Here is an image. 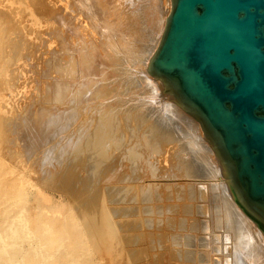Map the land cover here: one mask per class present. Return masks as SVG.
Masks as SVG:
<instances>
[{
	"label": "rangeland",
	"instance_id": "1",
	"mask_svg": "<svg viewBox=\"0 0 264 264\" xmlns=\"http://www.w3.org/2000/svg\"><path fill=\"white\" fill-rule=\"evenodd\" d=\"M80 1L81 3H79V0H0V59H1L0 60V92H1L0 118L4 119V117L6 116L5 118L6 120L4 119L5 127H3L5 129L2 130L3 131L5 130L6 132L9 131L6 134H4L5 132L4 133L2 132L5 135L4 136L2 134L3 135L2 139L4 141L6 140L13 141L10 142L11 144L13 143V145H7L8 146L7 149L10 148L9 146L15 148V149L14 148L8 149L7 151L5 150V152L9 153V151L13 152V150H15L17 153L20 152L21 157H20V153L17 154L18 156L15 154L14 155L16 156V158L20 157L21 159L24 158V160L27 159L25 162H27L28 164L22 161L25 164L24 168H26V164L27 166H30L33 163V165L35 166L39 162L37 166L38 167L40 166L41 169L38 168L40 169V171L37 172H40L42 175V178L40 180L42 183L47 182L46 181L47 176H45V173H43V171L47 172L49 170L48 168L51 165L50 164L51 160L52 162L56 161L60 163L59 164V169L61 170L60 173H63L60 174L61 177L62 175L67 174V172H69L68 170L72 169L71 166H73L78 178L80 179V177L83 176L81 177V179L82 181H84L83 179L87 180L89 178L87 176L88 175L90 176V171L87 172L88 168L87 167L84 168V166L83 167L77 166V168L78 167L80 168L75 169L76 168L75 163L77 162L79 163V161L80 163L81 162L85 163L87 160L86 158L89 157L87 160V164L89 163L88 164L89 167L92 168V166L97 165L96 160L97 159L100 160L101 156H102L101 162L104 161L103 163L105 164L106 162H109V160H113V158L115 159L113 161H117L116 159H118L117 164L115 163V165H113L112 167L108 166V168H106L107 172H109L110 175H114V177L116 176L117 177L116 178L109 177L111 180L107 178H103L101 183L99 182L97 183V185H95L96 186L95 189H98L99 192H101L106 190L105 189L106 187L109 188L114 186L122 189L123 191L124 190L127 191L128 189L127 192L130 195H128L127 197L126 196L123 197V200H121L122 202L119 201L120 199H116L118 202H116L115 200L116 203L114 202V204H116L117 207H120L116 209L115 213L116 212L117 213L115 214V216H113L114 212L112 211V209H109L112 206L111 201L108 199L109 196L105 195L103 197L104 200L106 199L105 201L102 199V201L105 202V203L102 202L104 203L103 205L105 207L99 201L100 207L103 206L102 208L106 209L104 211L108 212V213L102 212L101 214L105 213L103 214V216L105 215V217L106 215L108 217V215L110 214L109 217L111 216L110 217L112 219L111 221L113 223L115 222L114 226H116V228L114 230L113 229L114 226L112 227L109 224L110 227L112 228L110 232L111 235L108 234V232H106L105 234L101 235L102 237L99 236L101 237L102 242L105 241L106 239L108 243H106L105 241L106 244L104 243L101 246L100 251L99 248L97 251L95 250V253L92 252L93 255L91 257V262H92L91 264H160V263L161 264H194V263L225 264L224 262L225 257H223V253L220 251L221 249L220 247L222 245L220 241L221 237L216 236L215 232L218 233V231L213 229L214 226H211V225L216 226V222L214 223V218L211 215L213 213L212 211L214 210L212 208L213 207L212 201L214 197L211 195L210 184L212 183L213 185H216V183L218 184V181L216 182L207 181L206 178L205 181L202 180L203 179L202 174H204L203 172L207 168L204 161L201 160L202 162L200 163L198 159L199 148H197L198 151L196 150L195 147H192L191 145L190 147H192V149L189 148V143H187L188 137L186 138L187 132L186 131L183 132L182 128H180L181 126H179L180 124L178 125L179 126L178 129L177 128L178 126L174 125L175 123H173L177 120V118L175 120V117L173 118V116H171L170 118L171 120L169 119L167 120V118H165L167 121L165 119L164 120L161 119L162 117H166L168 113L166 111H162L163 107L161 106V104L163 105L162 102L164 101L158 98V95H156L155 92L149 93V91H147L148 88L147 89L145 88L146 82H144L143 77H145V74L143 72H146L147 67L146 65L143 64H145V62L147 61L146 60L147 51L145 52L143 51L146 47H148V44L150 43V41L145 40L147 39V35H145L146 37L144 36V38L141 37V35H139L137 31H133L132 27L126 22L127 14L131 11L127 0H114V1L113 0H80ZM99 2L100 5L104 4V7L102 9L98 8ZM82 3H84L83 4L84 6L82 5ZM88 10H90V12ZM91 12L94 13L95 15V16L93 15L94 17H92V14H90ZM96 12H98L97 13L98 15L96 14ZM96 17H98L97 20H95ZM118 25L122 26V28L121 27L119 28ZM101 30L103 31V33ZM106 35L107 36L109 35L110 37L109 36L107 37ZM122 35L123 37H121ZM105 37L108 39H106ZM107 44L110 45V49L108 48L109 46ZM118 46L120 48H118ZM111 48L112 49L114 48L113 49L114 51H112ZM113 52H115L116 54ZM104 63L106 65L107 63L109 64L106 66L107 67L106 69H104L105 67ZM107 74L109 77L107 76ZM83 83L85 85L87 84L86 87L85 85H83ZM61 84L64 85V87ZM107 84L110 85L107 86ZM72 86L74 88H72ZM109 88L111 89L109 90ZM165 90L167 94L165 93L163 94V96L166 99H169L171 103H175L176 106L180 107L181 110L183 111L182 113H185V115L190 117V119L195 120L187 111H185L181 106H179L175 98L170 93L167 92L166 88ZM60 91L62 92V96L58 95V100H59L58 101L56 97ZM110 91H112L113 94ZM52 92H53V96H52ZM146 92L149 95H147ZM67 93H69L70 96ZM101 93L102 94L105 93L104 94L105 96L102 95ZM54 95H56V97ZM63 97L65 98L63 99ZM157 100L159 101L157 102ZM63 102L66 105L65 104L63 105L62 104ZM74 103H76L75 106ZM14 106L16 107V110ZM101 108L104 110H102ZM23 109H26L28 111L25 110L23 111ZM81 109L83 112L81 111ZM84 109L85 111L86 110L88 111L85 112ZM61 110H64L63 111L64 113H62ZM67 111H68V115L71 118L67 115ZM19 112L20 113L22 112L21 117L23 119L19 117L20 116ZM32 112L34 113V116ZM99 112L100 113L102 112V114H100ZM35 113L36 115L38 114V116L33 121V117H35ZM72 114L74 116H72ZM97 115L100 117L97 118ZM28 116L29 119L31 118L30 120H28ZM42 116L43 117L49 116V118L51 117L50 119H53L55 117L53 120H55L54 122H56L53 126H52L53 123L50 124L51 127H49L50 129H48L49 131L45 132L44 134L40 132L42 127L39 125L40 122L38 121L39 117L40 119L43 118ZM9 117H11L12 119H10ZM24 117L26 120L24 119ZM56 118L57 119L59 118L58 119L59 122H57ZM84 119L87 120L84 121ZM103 119L109 122L110 121L114 122L115 126H113L111 130L110 129L108 130L107 128L108 125H106L107 123H105V120ZM138 120L140 121L137 122ZM133 121H135L134 123L135 125L133 124ZM23 122L31 123V124L29 123L30 127L26 129V132H25V128H22V126L27 128L29 124L26 123L25 124L26 126H24L22 125ZM95 123L97 125H95ZM19 125L23 130L19 128L20 127ZM94 125L97 127H95ZM131 126H133L134 128ZM173 126L174 128H176L175 131ZM31 127H33L32 129L34 131L35 129L38 128L36 130L37 133H35L36 131L34 132L31 129ZM86 127L87 129H85ZM129 128L131 131L129 130ZM199 128L201 129L200 125ZM15 129L18 130L14 131ZM83 129L85 130L86 134L84 133V131H82ZM133 129H136L137 131H134ZM21 130L22 132L20 133ZM29 130H31V132L33 131L32 133L35 138L37 137L36 139L31 135L32 133L29 132ZM46 130L47 128L45 129V131ZM51 130L52 132L50 133ZM105 130H107L109 135L108 133L105 132ZM27 131L31 134L29 135ZM53 131L57 133L55 134V132ZM109 131H113L114 133L112 132L111 134ZM79 132L82 134H80ZM10 133L12 135L14 134L13 137L16 138L15 140L12 139L13 137L10 139V137L12 136L11 135L9 137ZM127 133L129 135H127ZM47 134L48 136L52 135L51 138L47 137ZM45 135L47 138H45ZM81 135L83 136L81 137ZM101 135H103V137ZM201 135H203V137L205 138L204 141L207 144L211 145L207 140L203 130L201 132ZM17 136H19L18 139ZM32 137L36 141L32 139ZM28 138H30L29 141H27ZM31 140H33L34 143H32ZM102 143L105 145H103ZM2 144L3 146L6 145L7 141L5 143L3 142ZM2 144H0V146ZM26 144L29 147L26 146ZM144 144L146 145L144 146ZM16 145L19 147L17 148ZM81 145H83V147ZM91 145L94 147H91ZM4 147L6 148V146ZM4 147L1 146L0 149ZM87 147L93 149L92 154L90 153L91 155L88 153L91 152V149H88ZM127 149L129 150L132 149L136 153L137 159L135 158V161L134 159L131 158L130 160L128 159L129 156H127V152H126ZM2 151L3 149L1 150V153L5 154V152ZM29 151H31V153ZM100 151H102L101 153L103 152L106 153L105 156L107 157L104 158L105 157L103 156L104 154L101 155ZM65 153L66 155H64ZM88 154L90 156H88ZM139 154L140 157H138ZM12 155L13 154H11V156ZM24 156L26 157V159ZM77 156L78 157L83 156V157L82 159L81 157H79L80 159L78 161ZM93 157L97 159L95 160L93 159ZM103 158L109 160L106 161ZM140 159H142L141 162ZM99 160H97L98 166L101 164ZM37 166H35L36 169ZM113 168L114 170H112ZM99 169L101 170L100 167ZM222 170L224 172L223 167ZM125 176L126 178H131V179H124ZM31 182H32L31 185L29 183L27 185V188L31 192H35L37 195L42 197L41 200L42 202H44L46 206H55L61 203H65L67 200L69 201V199L70 201L76 200L77 195L75 196L74 194L68 193L67 191H69V189H67V191L63 193L64 190L62 191L60 188L58 190L57 187H55L56 190L54 189L52 190V186L54 184H51L50 186V184H48L49 182L43 184L40 182H39L40 184L34 181ZM48 185L51 189H47ZM79 185L80 184H77L76 186L79 187ZM42 186L44 187L46 186V187L43 188ZM120 186L123 187L121 188ZM207 186H209V189L206 188ZM124 187H128V188L126 189ZM175 190L177 191V193ZM198 191L200 192L198 193ZM71 196L74 199H72ZM109 198L112 200L111 197ZM131 203L133 204L131 205ZM216 203L218 204L217 201ZM127 207L128 209L129 208L130 209L126 210ZM124 209L126 211H124ZM119 211L121 212V214H119ZM199 211H201V213ZM121 215L125 217L123 218L121 217ZM126 215L129 216L126 217ZM116 218H119V220ZM207 223L209 224V227ZM217 223H218L217 225H219V222ZM128 228L130 229V231L128 230ZM205 228H207L208 230H205ZM131 229L134 230L132 231ZM130 235H133V238H129ZM135 235L136 237H138V235L140 236L138 237L139 241L137 239L134 240L136 238L134 237ZM117 236L120 237L119 240H117L118 239ZM212 236L215 237L213 238ZM101 239L99 241H101ZM116 248H118L119 250ZM117 252L119 253V255ZM191 252H192V256H191Z\"/></svg>",
	"mask_w": 264,
	"mask_h": 264
},
{
	"label": "bare ground",
	"instance_id": "2",
	"mask_svg": "<svg viewBox=\"0 0 264 264\" xmlns=\"http://www.w3.org/2000/svg\"><path fill=\"white\" fill-rule=\"evenodd\" d=\"M114 1V0H113ZM112 1V2H113ZM128 1V5L130 6V12L127 14V20L126 22L132 27L133 31H137V33L139 35H141V37L144 38L145 35H147V39L150 41V43L148 44V47H146L144 49L143 52L147 51V55L145 53V55L147 56L146 58V62L143 65H146V72H143L145 74L144 78V82H146L145 88L147 89V91H149V93H156V95H158V98H160L161 100H163L164 102L163 105L161 104V106L163 107L162 111H166L168 112L166 117H162L161 119H165L167 118V120H171V116H173V118L175 117V120L177 118V122H173L175 123L174 125H179L181 126L180 128H182L183 132H187L186 134V138L188 137V142L189 143V148L192 149V147H195L196 150L197 148H199V156L198 159L200 161V163L202 162L201 160L204 161V163L206 164V170H204V174H202L203 179L205 181V178L207 179V181H218V184L216 183V185H213L212 183L210 184V188H211V195L214 197L213 198V213L211 214L212 217L214 218V223L216 222V226L215 225H211L214 226L213 229H215L216 231H218V233L215 232L216 236L221 237V249L220 251L223 253V257L224 258V262L225 264H264V221L260 220L258 217V219L252 215L249 211H245V209L243 208V206H241L240 204V199L238 197V194L235 190V188L233 187L231 180H230V176L228 173V170L225 166H223V164H221V161L219 160L218 156L216 153H214L212 150L213 148L211 147V145L207 144L204 140L205 138L203 137V135H201L202 130L199 128V122H197L196 120H192L190 119V117H188L187 115H185V113H182L183 111L181 110L180 107L176 106L175 103H171L169 101V99H166L163 94L166 93L165 90V84L163 83V81H161L160 79H153L152 77L149 76V72H148V66L151 63L153 57L155 56V53L157 52L161 41L163 39L162 36H164L166 28H167V22H168V18L170 15V12L172 10V0H127ZM79 3H81V1L79 0ZM94 3V2H93ZM84 3H82L83 5ZM90 4V3H89ZM120 4V3H119ZM102 5V6H101ZM99 2L98 8H103L104 4H101ZM113 5V4H112ZM84 6V5H83ZM88 6V5H87ZM106 7V6H105ZM119 7V6H118ZM87 9V8H86ZM90 9V8H89ZM113 9V8H112ZM111 9V10H112ZM118 9V8H117ZM120 9V8H119ZM96 10V9H95ZM99 10V9H98ZM110 10V11H111ZM114 10V9H113ZM58 11V10H56ZM90 12V10H88ZM97 11V10H96ZM119 11V10H118ZM94 12V11H93ZM99 12V11H98ZM96 12V14L98 13ZM110 13V12H108ZM113 13V12H112ZM117 13V12H116ZM121 13V12H120ZM50 14V13H49ZM92 14V17H94V13H90ZM107 14V13H106ZM52 15V14H51ZM94 15V16H93ZM98 15V14H97ZM74 16V15H73ZM87 16V15H86ZM106 16V15H105ZM113 16V15H112ZM61 17V16H60ZM116 17V16H115ZM122 17V15H121ZM52 18V17H51ZM70 18V16H69ZM73 18V17H72ZM98 17L95 18V20H97ZM111 18V17H110ZM49 19V18H48ZM102 19V18H101ZM104 19V17H103ZM102 19V20H103ZM114 19V18H113ZM112 19V20H113ZM118 19V18H117ZM120 19V16H119ZM72 20V19H71ZM89 20V19H88ZM109 20V19H108ZM107 20V21H108ZM70 21V20H69ZM73 21V20H72ZM90 21V20H89ZM102 22V21H101ZM123 22V21H122ZM121 22V23H122ZM71 23V22H70ZM73 24V23H72ZM96 24V22H95ZM120 24V23H117ZM95 26V25H94ZM108 26V25H107ZM112 26V25H111ZM110 26V27H111ZM126 26V25H125ZM115 27V26H114ZM117 27V26H116ZM118 27L122 28V26L118 25ZM98 28V27H97ZM72 29V27H71ZM104 29V28H103ZM131 29V28H130ZM75 30V29H74ZM95 30V29H94ZM106 30V29H105ZM117 30V29H116ZM120 30V29H119ZM102 31V30H101ZM121 31V30H120ZM126 31V30H125ZM73 32V31H72ZM105 32V31H104ZM103 33V31H102ZM114 33V32H113ZM121 33V32H120ZM136 33V32H135ZM146 33V34H145ZM112 34V33H111ZM119 34V33H118ZM107 36V35H106ZM109 36V35H108ZM107 36V37H108ZM119 36V35H117ZM104 37V36H102ZM110 37V36H109ZM123 37V35L121 36ZM126 37V36H125ZM146 37V36H145ZM106 38V37H105ZM138 38V37H137ZM108 39V38H106ZM110 39V38H109ZM113 39V38H112ZM117 39V37H116ZM128 39V38H127ZM125 41V40H123ZM143 41V40H142ZM113 42V41H112ZM117 42V40H116ZM121 42V41H120ZM130 42V41H129ZM146 42V41H145ZM110 43V42H109ZM119 43V42H118ZM116 44V43H115ZM103 45V44H102ZM108 45V44H107ZM106 45V46H107ZM123 45V44H122ZM129 45V44H128ZM105 46V44H104ZM109 49H110V45H108ZM150 46V47H149ZM117 47V46H116ZM144 47V46H143ZM107 48V49H108ZM118 48H120L118 46ZM114 49V48H113ZM112 48L111 50L114 51ZM147 49V50H146ZM119 50V49H118ZM121 50V49H120ZM129 50V49H128ZM138 50V49H137ZM150 50V51H149ZM127 51V50H126ZM108 52V51H107ZM115 53V52H113ZM120 53V52H119ZM124 53V52H123ZM126 53V52H125ZM135 53V52H134ZM116 54V53H115ZM130 54V53H129ZM113 55V54H112ZM111 55V56H112ZM141 55V54H140ZM118 56V55H117ZM116 56V57H117ZM125 56V55H124ZM142 56V55H141ZM115 57V55H114ZM141 59V58H140ZM144 59V58H143ZM1 60V59H0ZM107 60V59H106ZM121 60V59H120ZM124 60V59H123ZM89 61V60H88ZM114 61V60H113ZM137 61V60H136ZM115 62V61H114ZM123 62V61H122ZM141 62V61H140ZM144 62V61H143ZM96 63V62H95ZM103 63V62H102ZM118 63V62H117ZM111 64V63H110ZM93 65V64H92ZM91 65V67H92ZM105 67L104 69H106L107 65H109L107 63V65L104 63ZM111 66V65H110ZM113 66V65H112ZM116 66V65H115ZM142 66V65H141ZM119 67V66H117ZM110 68V67H109ZM108 68V69H109ZM110 71V70H109ZM145 71V70H143ZM118 72V71H117ZM121 72V71H120ZM93 73V72H92ZM103 73V72H102ZM114 74V73H113ZM98 76V75H97ZM108 76V74H107ZM111 76V75H110ZM100 77V76H99ZM109 77V76H108ZM100 81V80H99ZM61 82V81H59ZM58 82V83H59ZM94 82V81H93ZM57 83V84H58ZM63 83V82H61ZM92 83V82H91ZM95 83V82H94ZM79 84V83H78ZM113 84V83H111ZM118 84V83H117ZM116 84V85H117ZM62 85V84H61ZM68 85V84H67ZM83 85H85L83 83ZM82 85V87H83ZM87 85V84H86ZM85 85V87H86ZM89 85V84H88ZM93 85V84H92ZM110 84H107V86ZM54 86V85H53ZM58 86V85H57ZM60 86V85H59ZM64 87V85H62ZM74 86V85H73ZM72 86V88H74ZM97 86V85H95ZM94 86V87H95ZM61 87V86H60ZM66 87V86H65ZM76 87V86H75ZM111 87V86H110ZM114 87V86H113ZM53 88V87H52ZM57 88V87H56ZM68 88V87H67ZM66 88V89H67ZM141 88V87H140ZM3 89V88H2ZM58 89V88H57ZM56 89V90H57ZM65 89V88H62ZM61 89V91H62ZM111 88H109L110 90ZM142 89V88H141ZM5 90V88H4ZM54 90V89H53ZM73 90V89H72ZM101 90V89H100ZM140 90V89H139ZM165 90V91H164ZM55 91V90H54ZM57 92V97L56 95H54L56 97V99L58 100V95L62 96V92ZM78 91V89H77ZM113 91V89H112ZM112 91H110L112 93ZM138 91V90H137ZM164 91V93H163ZM64 92V91H63ZM71 92V91H70ZM74 92V91H73ZM99 92V91H97ZM1 93V92H0ZM7 93V92H6ZM76 93V92H75ZM78 93V92H77ZM103 93V92H102ZM101 93V94H102ZM126 93V92H125ZM142 93V92H141ZM147 93V92H146ZM56 94V93H54ZM66 94V93H65ZM69 95V93H67ZM105 94V93H104ZM102 94V95H104ZM109 94V93H108ZM113 94V93H112ZM121 94V93H119ZM144 94V93H143ZM167 94V93H166ZM86 95V94H85ZM84 95V96H85ZM97 95V94H96ZM146 95V94H145ZM147 95H149L147 93ZM22 96V95H21ZM52 96H53V92H52ZM67 96V95H66ZM70 96V95H69ZM68 96V99H69ZM72 96V95H71ZM100 96V95H99ZM105 96V95H104ZM107 96V95H106ZM163 96V98H162ZM33 97V96H32ZM60 97V96H59ZM82 97V96H81ZM168 97V96H167ZM24 98V97H23ZM39 98V97H38ZM65 97H63L64 99ZM62 99V98H61ZM74 99V98H73ZM6 100V99H5ZM31 100V99H30ZM29 100V101H30ZM66 100V99H65ZM82 100V99H81ZM95 100V99H94ZM120 100V99H119ZM145 100V99H144ZM4 101V100H3ZM25 101V100H24ZM28 101V102H29ZM33 101V100H32ZM59 101V100H58ZM57 101V102H58ZM76 101V100H74ZM114 101V100H113ZM121 101V100H120ZM147 101V100H146ZM150 101V100H149ZM148 101V102H149ZM152 101V100H151ZM156 101V100H155ZM159 100H157L158 102ZM23 102V101H22ZM21 102V103H22ZM37 102V101H36ZM35 102V103H36ZM79 102V101H78ZM19 103V104H21ZM61 103V102H60ZM80 103V102H79ZM88 103V102H87ZM29 104V103H28ZM27 104V106H28ZM42 104V103H41ZM45 104V103H44ZM63 105L65 104L64 102L62 103ZM76 103H74L75 106ZM83 104V103H82ZM89 104V103H88ZM87 104V105H88ZM117 104V103H116ZM148 104V103H147ZM60 105V104H59ZM66 105V104H65ZM84 105V104H83ZM86 105V104H85ZM150 105V104H149ZM25 106V105H24ZM95 106V105H94ZM180 106V105H179ZM3 107V106H2ZM6 107V106H5ZM15 107V106H14ZM31 107V106H30ZM40 107V106H39ZM62 107V106H61ZM81 107V104H80ZM79 107V108H80ZM113 107V106H112ZM149 107V106H148ZM41 108V107H40ZM56 108V107H55ZM60 108V107H59ZM85 108V107H83ZM88 108V107H86ZM106 108V107H105ZM8 109V108H7ZM33 109V108H32ZM102 109V108H101ZM120 109V108H119ZM127 109V108H126ZM132 109V108H131ZM152 109V108H151ZM16 110V107H15ZM28 111L26 109H23V111ZM48 110V109H47ZM66 110V109H65ZM79 110V109H78ZM104 110V109H102ZM145 110V109H144ZM18 111V110H17ZM37 111V110H36ZM42 111V110H41ZM46 111V109H45ZM44 111V112H45ZM51 111V110H49ZM62 113H64V110H61ZM69 111V110H68ZM68 111H67V115H68ZM82 111V109H81ZM85 111V109H84ZM88 111V110H86ZM85 111V112H86ZM106 111V110H105ZM139 111V110H138ZM154 111V110H153ZM160 111V112H162ZM54 112V110H53ZM52 112V113H53ZM77 112V110H76ZM83 112V111H82ZM95 112V111H94ZM20 113V112H19ZM22 113V112H21ZM20 113V116L21 115ZM24 113V112H23ZM39 113V112H38ZM41 113V112H40ZM47 113V112H46ZM56 113V112H55ZM54 113V114H55ZM92 113V112H91ZM100 113V112H99ZM104 113V112H103ZM111 113V112H110ZM2 114V113H1ZM31 114V113H29ZM33 116L34 113L32 112ZM42 114V113H41ZM71 114V113H70ZM102 114V112L100 113ZM108 114V113H107ZM113 114V113H112ZM142 114V113H141ZM160 114V113H159ZM169 114V115H168ZM25 115V114H24ZM23 115V116H24ZM27 115V114H26ZM46 115V114H44ZM65 115V114H64ZM99 115V114H98ZM97 115V118H99L100 116ZM105 115V114H104ZM148 115V114H147ZM152 115V114H151ZM15 116V115H14ZM30 116V115H29ZM28 116V120L29 119ZM32 116V115H31ZM38 116V114L36 115L35 113V117H33V121L35 120V118ZM50 116V115H49ZM48 117H43L40 119L39 117V125L42 127L41 128V133H45L48 132L50 129L49 127L50 124H52V126L56 123L54 122L55 120L50 119ZM52 116V115H51ZM69 116V115H68ZM72 116H74L72 114ZM81 116V115H80ZM8 117V115H7ZM59 117V115H58ZM63 117V116H62ZM70 117V116H69ZM105 117V116H104ZM109 117V116H108ZM113 117V115H112ZM124 117V116H123ZM6 118V116L4 117V119ZM10 119H12L11 117H9ZM17 118V117H15ZM22 118V117H21ZM71 118V117H70ZM102 118V117H101ZM117 118V117H116ZM135 118V116H134ZM133 118V119H134ZM146 118V117H145ZM192 118V117H191ZM0 118V144H2L3 142L5 143L7 141V144L4 145L6 146V148L3 146V144L1 145L3 149V151L5 152V150L7 151L8 149H12L14 147L9 146L10 148L7 149V145H13V143L11 144L9 140V138H6L4 141L2 139V136L8 132H6L5 130L3 131L2 129H5L3 127H5V120ZM23 119V118H22ZM25 119V117H24ZM57 119V118H56ZM59 119V118H58ZM57 119V122H59V120ZM62 119V118H61ZM60 119V120H61ZM106 119V118H105ZM103 119V120H105ZM123 119V118H122ZM120 119V120H122ZM159 119V117H158ZM8 120V119H7ZM17 120V119H16ZM26 120V119H25ZM53 120V121H52ZM64 120V119H63ZM87 120V119H86ZM84 119V121H86ZM96 120V119H95ZM101 120V119H100ZM99 120V122H100ZM112 120V119H110ZM117 120V119H115ZM143 120V119H142ZM157 120V119H156ZM166 120V119H165ZM166 120V121H167ZM174 120V119H173ZM10 121V120H9ZM12 121V120H11ZM18 121V120H17ZM24 121V120H23ZM32 121V120H31ZM30 121V122H31ZM83 121V120H82ZM136 121V120H135ZM135 121H133V124L135 123ZM140 120H138L137 122H139ZM159 121V120H158ZM157 121V122H158ZM162 121V120H161ZM29 122V123H30ZM37 122V121H36ZM35 122V123H36ZM72 122V121H71ZM89 122V121H88ZM95 122V121H94ZM97 122V121H96ZM104 122V121H102ZM127 122V121H125ZM124 122V123H125ZM129 122V120H128ZM136 122V123H137ZM152 122V121H151ZM13 123V122H12ZM28 122H23L22 125L26 126L25 124ZM28 123V124H29ZM32 123V122H31ZM30 123V124H31ZM61 123V122H60ZM59 123V124H60ZM65 123V122H64ZM68 123V122H67ZM86 123V122H85ZM105 123H107L106 125L108 130L112 129L114 125V122L112 121H107L105 120ZM110 123V124H109ZM161 123V122H160ZM169 123V122H167ZM14 124V123H13ZM19 124V122H18ZM30 124L25 128V132L26 129H28V127H30ZM71 124V123H70ZM92 124V122H91ZM132 124V125H133ZM140 124V123H138ZM137 124V125H138ZM165 124V122H164ZM12 125V124H11ZM21 125V124H20ZM19 125V126H20ZM38 125V126H39ZM62 125V124H61ZM60 125V126H61ZM90 125V124H89ZM95 125H97L95 123ZM94 125V126H95ZM99 125V124H98ZM135 125V124H134ZM163 125V124H162ZM7 126V125H6ZM86 126V124H85ZM101 126V125H100ZM111 128H110V127ZM130 126V125H129ZM144 126V125H143ZM142 126V127H143ZM179 126L177 127L179 129ZM12 127V126H11ZM18 127V126H17ZM82 127V126H81ZM91 127V126H90ZM89 127V128H90ZM97 127V126H95ZM121 127V126H120ZM133 127V126H131ZM153 127V126H152ZM10 128V126H9ZM14 128V126H13ZM12 128V129H13ZM20 129L21 126L19 127ZM33 127H31L32 129ZM47 128V130L45 131V129ZM53 128V127H52ZM100 128V127H99ZM106 128V126H105ZM127 128V126H126ZM125 128V129H126ZM134 128V127H133ZM139 128V127H138ZM167 128V127H166ZM174 128V126H173ZM19 129V130H20ZM38 129V128H37ZM35 129V131L37 130ZM44 129V130H43ZM55 129V128H54ZM58 129V128H57ZM79 129V128H78ZM87 129V127L85 128ZM98 129V128H97ZM104 129V127H103ZM176 128H174L175 131ZM18 130V129H17ZM16 129L14 131H17ZM23 130V129H22ZM22 130L20 131V133L22 132ZM33 130V129H32ZM64 130V129H63ZM90 130V129H89ZM130 130V128H129ZM134 131H137L136 129H133ZM181 130V129H180ZM34 131V130H33ZM32 131V132H33ZM34 131V132H35ZM59 131V130H58ZM68 131V130H67ZM82 131L85 130L83 129ZM114 131V129H113ZM113 131H109L111 134ZM121 131V130H120ZM123 131V129H122ZM125 131V130H124ZM127 131V130H126ZM131 131V130H130ZM149 131V130H148ZM4 134H3V133ZM28 132V131H27ZM29 132H31V130H29ZM28 132V133H29ZM31 132V133H32ZM52 132V130L50 131V133ZM55 132V131H53ZM81 132V131H80ZM79 132V133H80ZM106 133L107 130H105ZM104 132V133H105ZM144 132V131H143ZM147 132V131H146ZM151 132V130H150ZM153 132V131H152ZM182 132V131H181ZM182 132V133H183ZM13 133V132H12ZM25 133V134H28ZM29 133V135L31 134ZM37 133V131L35 132ZM57 132H55L56 134ZM64 133V132H63ZM83 133V134H84ZM103 133V134H104ZM105 133V134H106ZM114 133V132H113ZM134 133V132H133ZM138 133V132H137ZM154 133V132H153ZM3 134V135H2ZM24 134V136H25ZM53 134V133H52ZM65 134V133H64ZM67 134V133H66ZM82 134V133H80ZM79 134V135H80ZM86 134V133H85ZM121 134V133H120ZM125 134V133H124ZM136 134V133H135ZM134 134V135H135ZM203 134V133H202ZM9 135V134H8ZM12 134L10 133L9 137ZM14 135V134H13ZM13 135L10 137V139L13 137ZM33 137V133L31 134ZM41 135V134H40ZM109 135V133H108ZM107 135V136H108ZM127 135H129L127 133ZM179 135V134H178ZM185 135V134H184ZM5 136V135H4ZM22 136V135H21ZM52 136V135H51ZM51 136L47 134V137L51 138ZM57 136V135H56ZM63 136V135H62ZM70 136V135H69ZM83 135H81L82 137ZM103 137V135H101ZM106 136V135H105ZM113 136V135H112ZM146 136V135H145ZM151 136V135H149ZM8 137V136H7ZM19 136H17L18 139ZM28 137V136H27ZM32 137V139H34ZM45 135V138H47ZM71 137V136H70ZM79 137V136H78ZM85 137V136H84ZM124 137V135H123ZM135 137V136H134ZM132 137V138H134ZM5 138V137H3ZM37 138V137H36ZM35 138V139H36ZM59 138V137H58ZM107 138V137H105ZM115 138V137H113ZM112 138V139H113ZM180 138V137H179ZM12 139H16V138H12ZM20 139V138H19ZM30 138H28L27 141H29ZM34 139V140H35ZM128 139V137H127ZM3 140V141H2ZM122 140V139H121ZM161 140V139H160ZM19 141V140H18ZM21 141V140H20ZM32 143L33 140H31ZM36 141V140H35ZM56 141V139H55ZM118 141V140H117ZM138 141V140H137ZM2 142V143H1ZM13 142V141H12ZM43 142V141H42ZM41 142V143H42ZM100 142V141H98ZM143 142V141H142ZM10 143V144H9ZM37 143V142H36ZM105 143V142H103ZM102 143V144H103ZM121 143V141H120ZM145 143V142H144ZM149 143V142H148ZM22 144V143H21ZM28 144V142H27ZM26 144V146H28ZM38 144V143H37ZM72 144V143H71ZM88 144V143H87ZM93 144V143H92ZM95 144V143H94ZM113 144V143H112ZM116 144V143H115ZM156 144V143H155ZM50 145V144H48ZM59 145V144H58ZM90 145V144H89ZM105 145V144H103ZM124 145V144H123ZM128 145V143H127ZM143 145V144H141ZM146 144H144L145 146ZM190 145L192 147H190ZM0 146V148H1ZM17 146V145H16ZM20 146V144H19ZM17 146V148L19 147ZM25 146V147H26ZM31 146V145H30ZM36 146V145H35ZM42 146V145H41ZM72 146V145H71ZM83 147V145H81ZM96 146V145H95ZM102 146V145H101ZM113 146V145H112ZM29 147V146H28ZM40 147V146H39ZM91 147H94L91 145ZM105 147V146H104ZM103 147V148H104ZM121 147V146H120ZM134 147V146H133ZM21 148V147H20ZM19 148V149H20ZM23 148V147H22ZM27 148V147H26ZM25 148V149H26ZM88 148V147H87ZM98 148V147H97ZM102 148V149H103ZM140 148V147H139ZM158 148V147H157ZM0 149V264H91V257H92V252L95 253V250L97 251L99 248V251L101 250V246L105 243V241L102 242L101 239V235L105 234L106 232H108V234H110L112 228L110 227V225L113 227L114 223L111 221L112 219L109 217H105V215L103 216V214H101L102 212H107L104 211L106 210L105 208L103 209L102 207L104 206L103 204L105 203L104 201V196L107 195L109 197L112 198V200L108 197V199L111 201L112 206L109 209H112V211L114 212L113 216H115V211L116 209L120 208L117 207L116 204H114L116 199H120L119 201L123 200V197H127L128 195V187H124L127 189L126 190H122L118 187H106L104 191L99 192L98 189H95V185H97V183H101L103 178H107L110 179L112 177H114V175H110L109 172H107L108 166H113L115 165V163L117 164L118 159H116L117 161H113L115 160L113 158V160H109V159H104L107 156H105L106 153H101L102 151H100L101 155L104 154L103 156H105L103 159L109 162L103 163L101 162V158L99 160L101 162V164L98 166V161L93 157V159L96 160V164L92 166V168L89 167V163L87 164V160L89 157H87L86 155V164L83 162L80 163L79 161V157L81 156H77L78 157V161L79 163H75L76 164V168L78 169L80 167L77 168V166H81L84 168H88V171H90V176L88 175L87 177H89L87 180L83 179L84 181H82L81 176L79 175L80 179L78 178V176L76 175V172L74 170V167L71 166L72 169L68 170L69 172H67V174L61 175L63 173H60L61 170L59 169V162H52L51 159V165L48 168L49 170L47 172L43 171V173H45V176H47V182H43V183H48L50 184H54L52 186V190H56L55 187L59 188L63 191V193H65L67 191V189H69V191H67L68 193L74 194L76 197V200L73 201H69L67 200L65 203H61L55 206H46L44 204V202H42L41 198L39 195H37L35 192H31L28 188L27 185L30 183L31 185V181L37 182V183H42L40 180L42 178V175L40 172V166L38 167V163L37 165V169L35 168V166L30 165L27 166V162H25L27 159L25 156L24 158H20L21 157V153L20 152H16L15 150H13V152L9 151V153L5 152V154L1 153ZM15 149V148H14ZM24 149V148H23ZM22 149V150H23ZM46 149V148H45ZM44 149V150H45ZM91 149V148H88ZM99 149V148H98ZM28 150V149H27ZM41 150V149H40ZM48 150V149H47ZM81 150V149H80ZM100 150V149H99ZM2 151V152H3ZM18 151V149H17ZM55 151V150H54ZM82 151V150H81ZM93 149H91V152H88L89 154H92ZM97 151V149H96ZM137 151V150H136ZM198 151V150H197ZM16 152V153H15ZM31 153V151H29ZM36 152V151H35ZM43 152V151H42ZM46 152V151H45ZM86 152V150H85ZM127 156L128 159H137L136 157V153L131 149H127ZM20 153V157H17L15 155ZM33 153V152H32ZM75 153V152H74ZM95 153V152H93ZM98 153V154H100ZM143 153V152H141ZM175 153V152H174ZM11 154H13L11 156ZM15 154V155H14ZM23 154V153H22ZM25 154V152H24ZM28 154V153H27ZM35 154V153H34ZM46 154V153H45ZM44 154V155H45ZM88 154V156H90ZM96 154V155H98ZM124 154V153H123ZM146 154V153H145ZM43 155V156H44ZM66 155V153L64 154ZM75 155V154H74ZM78 155V154H77ZM81 155V154H80ZM83 155V154H82ZM125 155V154H124ZM123 155V156H124ZM18 156V155H17ZM46 156V155H45ZM94 156V155H93ZM112 156V155H111ZM126 156V155H125ZM178 156V155H177ZM60 157V156H59ZM68 157V156H67ZM76 157V156H75ZM83 157V156H82ZM81 157V159H82ZM85 157V156H84ZM100 157V156H99ZM140 157V154L139 156ZM160 157V156H159ZM165 157V156H164ZM16 158V159H15ZM66 158V157H65ZM121 158V157H120ZM119 158V159H120ZM169 158V156H168ZM19 159V161H18ZM32 159V158H31ZM35 159V158H34ZM39 159V158H38ZM42 159V158H41ZM84 159V158H83ZM123 159V158H122ZM127 159V157H126ZM143 159V157H142ZM140 159V162L141 160ZM150 159V158H149ZM197 159V157H196ZM68 160V159H67ZM128 160V161H129ZM27 163L26 164V168H24L25 164L23 163ZM84 161V160H83ZM133 161V162H134ZM144 161V160H143ZM17 162V163H16ZM50 162V161H49ZM99 162V163H100ZM113 162V163H112ZM120 162V160H119ZM127 162V161H126ZM137 162V161H136ZM153 162V161H152ZM48 163V162H47ZM46 163V164H47ZM64 163V161H63ZM130 163V162H129ZM138 163V162H137ZM148 164V163H147ZM40 165V164H39ZM49 165V164H48ZM152 165V164H151ZM44 166V165H43ZM91 166V165H90ZM128 166V165H127ZM160 166V165H159ZM99 167L101 168V170L99 169ZM176 167V166H175ZM203 167V166H202ZM222 167L224 169V172L222 170ZM40 168V169H38ZM115 168V167H114ZM114 168L112 170H114ZM151 168V167H150ZM118 169V168H117ZM129 169V168H128ZM136 169V168H135ZM145 169V168H144ZM161 169V168H160ZM47 170V169H46ZM63 170V169H62ZM74 170V171H72ZM100 170V171H98ZM111 170V171H112ZM174 170V169H173ZM42 171V170H41ZM77 171V170H76ZM83 171V170H82ZM81 171V172H82ZM79 172V171H78ZM85 172V171H84ZM150 172V171H149ZM168 172V171H167ZM40 173V174H39ZM42 173V174H43ZM132 173V172H131ZM156 173V172H155ZM33 174V175H32ZM78 174V173H77ZM84 174V173H83ZM116 174V173H115ZM143 174V172H142ZM159 174V173H158ZM163 174V173H162ZM182 174V173H181ZM184 174V173H183ZM87 175V174H86ZM85 175V176H86ZM125 175V174H124ZM131 175V174H130ZM171 175V174H170ZM201 175V174H200ZM84 176V178H85ZM128 176V175H126ZM125 178L124 179H131V178ZM192 176V175H191ZM44 177V176H43ZM110 177V178H109ZM117 177V176H116ZM114 177V178H116ZM130 177V176H129ZM136 177V176H135ZM154 177V176H153ZM152 177V178H153ZM201 177V176H199ZM122 178V177H121ZM159 178V177H158ZM151 179V178H149ZM154 179V178H153ZM44 180V179H43ZM111 180V179H110ZM122 180V179H120ZM106 181V180H105ZM128 181V180H127ZM206 181V182H207ZM109 182V181H108ZM125 182V180H124ZM213 182V183H215ZM36 183V184H37ZM39 183V184H40ZM42 183V184H43ZM105 183V182H104ZM111 183V182H110ZM114 183V182H113ZM201 183V182H200ZM210 183V182H209ZM35 184V183H33ZM80 184L79 187H77L76 185ZM126 184V183H125ZM229 184V186H228ZM107 185V184H106ZM105 185V186H106ZM62 186V187H61ZM147 186V184H146ZM206 186V185H205ZM204 186V187H205ZM43 188H45L44 186H42ZM79 189H76V188ZM121 187V186H120ZM123 187V186H122ZM121 187V188H122ZM162 187V186H161ZM197 187V185H196ZM203 187V188H204ZM66 188V190H65ZM206 188L209 189V186H207ZM47 189H51L49 187V185L47 186ZM94 189V190H93ZM198 189V187H197ZM132 190V189H130ZM129 190V191H130ZM155 190V189H154ZM93 191V192H92ZM176 191V190H175ZM56 192V191H55ZM60 192V191H59ZM180 192V190H179ZM200 191H198L199 193ZM208 192V191H207ZM58 193V191H57ZM167 193V192H166ZM177 193V191H176ZM66 195V194H65ZM102 195V196H101ZM199 195V194H198ZM67 196V195H66ZM106 196V198H107ZM146 196V195H145ZM150 196V195H149ZM167 196V195H166ZM180 196V195H179ZM69 197V196H68ZM67 197V198H68ZM72 197V196H71ZM80 197V198H79ZM137 197V195H136ZM141 197V196H140ZM207 197V196H206ZM131 198V197H130ZM72 199H74L72 197ZM71 199V200H72ZM102 199L104 201H102ZM133 199V198H132ZM150 199V197H149ZM155 199V198H154ZM108 200V201H109ZM141 200V199H140ZM144 200V199H142ZM100 203H102L103 206L100 207ZM109 201V202H110ZM137 201V200H136ZM146 201V200H145ZM160 201V200H159ZM216 201L218 202V204L216 203ZM108 202V203H109ZM116 202H118L116 200ZM115 202V203H116ZM122 202V201H121ZM119 202V203H121ZM127 202V201H126ZM143 202V201H142ZM220 203V204H219ZM99 204V205H98ZM110 204V203H109ZM133 203H131L132 205ZM148 204V203H146ZM120 205V204H119ZM118 205V206H119ZM126 205V204H125ZM169 205V203H168ZM109 206V205H108ZM148 206V205H147ZM200 206V205H199ZM105 207V206H104ZM123 207V206H122ZM126 207V206H125ZM124 207V208H125ZM132 207V206H131ZM198 208V206H197ZM130 209V208H129ZM128 207L126 210H129ZM142 209V208H141ZM123 210V209H122ZM124 209V211H126ZM133 211V210H132ZM135 211V210H134ZM111 212V211H110ZM131 212V211H129ZM172 212V211H171ZM175 212V211H174ZM201 213V211H199ZM108 213V212H107ZM106 213V214H107ZM112 213V212H111ZM125 213V212H124ZM128 213V212H127ZM126 213V214H127ZM119 214H121V212L119 211ZM133 214V213H132ZM146 214V213H145ZM152 214V213H151ZM137 215V214H136ZM208 215V214H206ZM118 216V215H117ZM129 215H126V217ZM210 216V215H209ZM106 219H105V218ZM121 217H123L121 215ZM125 217V216H124ZM123 217V218H124ZM132 217V215H131ZM130 217V218H131ZM151 217V216H150ZM119 220V218H116ZM122 219V218H120ZM171 219V218H170ZM148 221V220H147ZM168 221V220H167ZM113 224H112V223ZM146 222V221H145ZM219 222V225H217ZM136 223V222H134ZM147 223V222H146ZM213 223V224H214ZM110 224V225H109ZM132 224V223H131ZM151 224V223H150ZM169 224V222H168ZM201 224V223H200ZM208 224V223H207ZM206 224V226H207ZM121 225V224H120ZM123 225V223H122ZM141 225V224H140ZM137 226V224H136ZM119 227V226H118ZM123 227V226H122ZM127 227V226H126ZM173 227V226H172ZM204 227V226H203ZM209 227V224H208ZM116 226H114V230H115ZM137 228V227H135ZM125 229V228H123ZM128 230L130 231V229L128 228ZM132 230V229H131ZM134 230V229H133ZM132 230V231H133ZM140 230V229H137ZM205 230H208L207 228H205ZM126 231V230H125ZM128 231V232H129ZM211 231V230H210ZM214 232V231H213ZM127 233V232H126ZM205 233V232H203ZM208 233V232H207ZM107 234V235H108ZM113 234V233H112ZM111 235V234H110ZM119 235V234H118ZM151 235V234H150ZM205 235V234H204ZM101 236V237H99ZM164 236V235H163ZM172 236V235H171ZM177 236V235H176ZM104 237V236H103ZM111 237V236H110ZM118 237V236H117ZM124 237V236H123ZM136 237V235L134 236ZM138 237H140L138 235ZM138 237H136L134 240H138ZM161 237V236H160ZM213 237V236H212ZM215 237V236H214ZM213 237V238H214ZM217 237V238H218ZM120 237H118L117 240H119ZM129 238H133V235H130ZM101 239V241H99ZM163 239V238H162ZM174 239V238H173ZM185 239V238H184ZM115 240V239H114ZM121 241V240H120ZM139 241V240H138ZM137 241V242H138ZM158 241V240H157ZM172 241V240H171ZM122 242V241H121ZM106 243H108V241H106ZM105 243V244H106ZM185 243V242H184ZM119 244V243H118ZM159 244V243H158ZM110 245V244H109ZM115 245V244H114ZM153 245V244H152ZM168 245V244H167ZM192 245V244H191ZM104 247V246H103ZM121 247V246H120ZM164 248V247H163ZM214 248V247H213ZM103 249V248H102ZM118 249V248H116ZM142 249V248H141ZM178 249V248H176ZM217 249V248H216ZM112 250V249H111ZM119 250V249H118ZM213 250V249H212ZM174 251V250H173ZM180 251V250H179ZM102 252V251H101ZM189 252V250H188ZM226 252V253H225ZM118 253V252H117ZM139 254V253H138ZM184 254V253H183ZM113 255V254H112ZM115 255V254H114ZM119 255V253H118ZM128 255V254H127ZM142 255V254H141ZM173 256V255H172ZM171 256V257H172ZM191 256H192V252H191ZM187 257V256H186ZM220 257V256H219ZM109 258V257H108ZM118 260V259H117ZM175 260V259H174ZM121 261V260H119ZM118 262V261H115ZM124 262V261H123ZM103 263V261H102ZM111 263V262H110ZM180 263V262H179ZM193 263V262H192ZM161 264V263H160ZM196 264V263H194Z\"/></svg>",
	"mask_w": 264,
	"mask_h": 264
},
{
	"label": "water",
	"instance_id": "3",
	"mask_svg": "<svg viewBox=\"0 0 264 264\" xmlns=\"http://www.w3.org/2000/svg\"><path fill=\"white\" fill-rule=\"evenodd\" d=\"M148 72L199 122L241 206L264 221V0H172Z\"/></svg>",
	"mask_w": 264,
	"mask_h": 264
}]
</instances>
